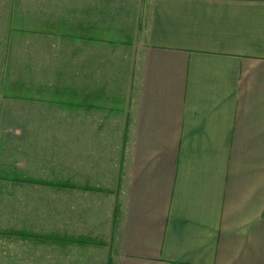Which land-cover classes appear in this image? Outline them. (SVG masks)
Wrapping results in <instances>:
<instances>
[{"label": "crops", "instance_id": "obj_1", "mask_svg": "<svg viewBox=\"0 0 264 264\" xmlns=\"http://www.w3.org/2000/svg\"><path fill=\"white\" fill-rule=\"evenodd\" d=\"M71 1L4 38L2 93L71 111V178L11 185L84 194L18 264H264V0Z\"/></svg>", "mask_w": 264, "mask_h": 264}, {"label": "rangeland", "instance_id": "obj_2", "mask_svg": "<svg viewBox=\"0 0 264 264\" xmlns=\"http://www.w3.org/2000/svg\"><path fill=\"white\" fill-rule=\"evenodd\" d=\"M105 2L114 5L113 8L120 5L127 11L139 8L145 12L141 0L96 3ZM71 5L84 9L82 1L0 0V264L11 261L18 264L27 255H36L34 247L20 234H37L43 228H56L55 225H60L62 230L68 225L71 233V222H59L71 218V201H84V194L60 192L48 186L32 193L21 190L20 185H11L12 176L27 169L33 173L35 162L40 164L37 169L44 177L61 181L71 178V111L43 99L23 100L2 93L6 30L15 27L57 33V28L48 29L47 24L59 19L71 20ZM59 33L64 34L62 29ZM65 204L70 206L67 211Z\"/></svg>", "mask_w": 264, "mask_h": 264}]
</instances>
